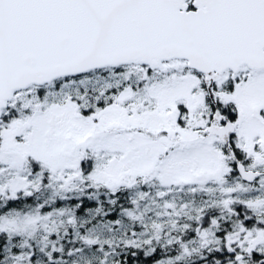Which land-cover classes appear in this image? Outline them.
I'll list each match as a JSON object with an SVG mask.
<instances>
[{"label":"snow or ice","instance_id":"snow-or-ice-1","mask_svg":"<svg viewBox=\"0 0 264 264\" xmlns=\"http://www.w3.org/2000/svg\"><path fill=\"white\" fill-rule=\"evenodd\" d=\"M0 264H264V0H0Z\"/></svg>","mask_w":264,"mask_h":264}]
</instances>
